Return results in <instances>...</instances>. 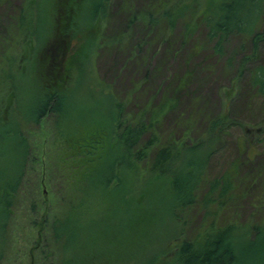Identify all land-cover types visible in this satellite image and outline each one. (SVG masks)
Here are the masks:
<instances>
[{"label": "rangeland", "instance_id": "rangeland-1", "mask_svg": "<svg viewBox=\"0 0 264 264\" xmlns=\"http://www.w3.org/2000/svg\"><path fill=\"white\" fill-rule=\"evenodd\" d=\"M64 1L66 4V0ZM145 1L147 0L70 1L68 14L72 15L70 21L73 24L67 30L70 40L67 57L72 60H68L66 66H63L61 74L68 78L64 90L71 91L70 97L80 96L79 105L83 102L80 106L86 109L84 113H80V121L92 115L88 113L89 106H97L94 100H89L92 97L84 94L87 88L96 93L103 91L115 103L121 102L125 106V115L131 117L147 106L149 98H157L163 89H168L166 85L172 84L175 76L190 69L193 77L181 93L178 111H185L186 118L191 115L195 121L193 134L187 138L183 135L185 126L182 120H176L177 125L172 124L176 117L174 112L167 115L160 132L164 139L174 134L180 146H187L192 143L190 140L206 137L209 118L224 119L228 116L229 126L221 135L217 155L205 168L206 177L210 179L220 175L231 167L237 157L243 161L245 156L257 153V163L242 162L240 174L244 179L250 169L255 170L259 166L262 174L259 181L254 186L252 184L253 189L248 188L247 192H243L245 186L239 187L234 199L221 212L220 221L249 223L259 219L264 215V204L258 201L264 195V133L257 127L253 128L256 149L246 147L242 136L245 125L255 126L264 121V114L259 111L261 99L254 95L248 84L252 66L264 60V40L258 42L256 47L250 40L235 36L227 42L224 53L219 56L213 51V44L207 39L205 30L197 29L191 37H183L188 31L185 27L190 22L189 17L177 22L173 29L167 23L165 25V22L146 28L147 30L137 23H130L126 3H137L140 8ZM176 1L181 4L186 0ZM62 2L63 0H5L0 7V70L3 68L8 75H12L0 76V123H6L4 128H9L7 126H11L15 120L22 122L32 158L27 162L23 187L26 191L21 195V205L15 213L11 244L6 248L3 264H63V259L69 257L52 240L48 226V222H52L61 209L60 204L64 202L61 197L66 185H63L65 179L62 177L65 169L60 165L58 146L61 142L56 136V117L47 116L39 123H28L26 116L21 119L23 112L29 111L27 115L32 112L31 107L39 96L42 83L49 79L52 81L54 68L50 67L48 57H52L56 50L54 24ZM92 3L100 5L95 17L90 14ZM22 12L27 15L30 27V31L24 34H20L19 17ZM263 28L264 18L259 30ZM132 39L134 42L130 43ZM118 42L122 47H118ZM201 44L203 47L200 49L198 45ZM137 45L139 48L143 47L145 55L153 53L149 66L151 71L156 68L157 72L153 74V79L149 76L148 81L143 78L145 69L140 65V54L144 53L138 51ZM172 47L174 56L166 61V67L157 65L165 57L164 53L169 52ZM130 54L132 59L125 61ZM90 76L96 81L95 87L87 85ZM135 81L140 83L139 86L134 85ZM163 81L162 89L156 91ZM101 100L104 101L102 98ZM119 110L121 111L115 107L117 113ZM112 151L118 153V147H114ZM138 175L136 179L124 176L120 183L121 187H127L124 194L128 200L124 204H120L121 198L116 200L115 203L119 206H114L112 214L101 212L105 213L106 219H100L101 224L96 223L99 227L95 239L100 241V251L103 252L106 247L103 254L110 262L114 260L111 264H144L151 250L158 244L163 245V242L170 252L160 255L158 264L174 263V250L171 248L182 241L181 231L190 239L199 235L202 231L203 211L192 209L188 213H182L180 218L173 217L170 210L165 211L159 202V186L154 185H159L164 180L157 178L150 186L148 179ZM130 179L135 181L133 190L132 184L127 185ZM205 190L204 182L202 191ZM142 192L146 195L145 200L141 198ZM32 197L39 203L37 212L30 209ZM60 214L64 216L63 213ZM93 218L97 220L96 216ZM103 222L105 225H102ZM90 224L91 221L87 225ZM103 230L110 235L106 236L104 233L102 239ZM141 244L148 245L146 250L142 251ZM239 259L247 264L251 258L241 254Z\"/></svg>", "mask_w": 264, "mask_h": 264}, {"label": "trees", "instance_id": "trees-1", "mask_svg": "<svg viewBox=\"0 0 264 264\" xmlns=\"http://www.w3.org/2000/svg\"><path fill=\"white\" fill-rule=\"evenodd\" d=\"M70 1L66 0L65 4L63 0L54 24L56 50L52 57H48L50 67L54 68L52 81L49 79L42 83L39 96L31 107L32 112L29 115V111L23 112L21 118L26 116L28 123H39L47 116L56 117V136L61 142L58 146L60 165L65 169L62 177L65 179L63 185H66L61 197L64 199L63 204H60L61 209L54 216V220L48 222V226L52 240L69 256L63 259V264L114 262H110L103 254L106 247L103 252L100 251V241L95 239L99 227L96 223L101 224L99 220L106 219L105 213L101 212H114V206H119L115 203L116 200L121 198L120 204L127 202L124 194L127 187H121L120 182L124 176L136 179L138 174L148 179L150 186L157 178L164 180L160 179L162 183L154 185L159 186V202L165 211L170 210L173 217L180 218L182 213H188L192 209L203 211L202 231L194 239L185 236L181 231L182 241L171 248L174 250L176 263L166 264H244L239 259L241 254L251 258L247 264H264V215L249 223L220 221L221 212L234 199L239 187L245 186L243 192H247L248 188L253 189L252 184L254 186V183L259 181L262 175L259 166L255 170L250 169L244 179L240 174L242 162L257 163V153L245 156L243 161L237 157L231 167L220 175L210 179L206 177L205 168L217 155V145L229 126V117L209 118L206 137L190 140L192 145L188 143L187 146H180L174 134L164 139L160 132L167 115L174 112L176 117L172 124L177 125L176 120H182L185 126L183 135L187 138L193 134L195 121L191 115L186 118L185 111H178L181 93L193 77L190 69L175 76L174 82L166 85L168 89H163L157 98H149L147 106L139 110L141 114L134 113L131 117L125 115V106L121 102L116 100L115 103L103 91L96 93L86 87L84 94L92 97L89 100H94L97 106H89L88 113L92 115L84 119L85 122L80 121L79 115L86 109L80 106L83 102L79 105L80 96L70 97L71 91L64 90L68 78L62 77L61 74L63 66L70 60L67 57L70 52L67 30L73 24L70 21L72 15L68 14ZM175 1L147 0L140 8L137 3H126L129 21L141 25L145 30L159 25L160 22H165V25L167 23L173 29L177 22L189 17L190 22L188 21L185 27L188 31L183 37H191L197 29L205 30L207 39L213 44V51L219 56L224 53L227 42L235 36L250 40L256 47L258 42L264 40V28L259 30L264 18V0H186L181 4ZM4 2L5 0H0V7ZM99 9L100 5L92 3L91 17H95ZM19 19L22 26L20 34L28 33L30 27L27 15L22 12ZM131 42H134L133 39ZM138 45V51L144 53L140 54V65L145 69L143 78L148 81V77L153 79V74L157 72L156 68L151 71L149 66L153 53L148 52L145 55L146 53L142 52L143 47L139 48ZM198 46L200 49L203 47L202 44ZM118 47H122L120 42ZM173 49L172 47L169 52H165V57L160 59L157 65L166 67V61L174 56ZM128 56L125 61L132 59V54ZM0 71V76L8 75L5 69ZM139 84L138 81L134 82L135 86ZM163 84L164 81L156 91L162 89ZM248 84L254 95L261 99L259 111L264 114V60L252 66ZM87 85L95 87V79L90 76ZM19 98L21 99L20 96ZM20 102L21 100L18 101ZM115 107L121 111L117 113ZM5 124L0 123V264H3L6 248L11 244L15 213L21 205V195L26 191L23 187L28 169L27 162L32 160L22 122L15 120L11 126H7L9 128H4ZM247 126L243 127V143L246 147L256 149L253 128L257 127L264 133V121L259 125ZM205 143L207 146H204ZM114 147H118V153L112 151ZM204 182L206 190L202 191ZM134 183L135 181L130 179L127 185L132 184L133 190ZM36 191L39 192L38 189ZM141 198L145 200V193ZM30 201V209L37 212L39 203L36 198L32 197ZM258 201L264 204V195H261ZM93 216H96L97 220ZM89 221L92 224L88 226ZM102 225H105V222ZM104 233L106 236L110 235L103 230L102 239ZM140 247L143 251L148 245L141 244ZM168 252L170 249H167L164 242L163 245L158 244L151 250L144 264H158V257Z\"/></svg>", "mask_w": 264, "mask_h": 264}]
</instances>
